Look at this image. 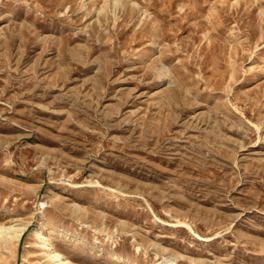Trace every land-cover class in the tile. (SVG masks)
Instances as JSON below:
<instances>
[{
  "label": "rangeland",
  "instance_id": "374dc122",
  "mask_svg": "<svg viewBox=\"0 0 264 264\" xmlns=\"http://www.w3.org/2000/svg\"><path fill=\"white\" fill-rule=\"evenodd\" d=\"M263 69L264 0H0V264H264Z\"/></svg>",
  "mask_w": 264,
  "mask_h": 264
},
{
  "label": "bare ground",
  "instance_id": "6f19581e",
  "mask_svg": "<svg viewBox=\"0 0 264 264\" xmlns=\"http://www.w3.org/2000/svg\"><path fill=\"white\" fill-rule=\"evenodd\" d=\"M23 231L24 226L22 225L14 223L5 225L3 223H0V244L4 248L6 247V249L13 247L19 241L20 237L23 234ZM30 234L34 236V238L36 239V245L40 250L43 251L44 256H46L52 264H74L68 259L67 256L64 255L60 248L54 246L52 238L44 234L42 230V221H38V223L31 230ZM39 239L42 240L39 241Z\"/></svg>",
  "mask_w": 264,
  "mask_h": 264
}]
</instances>
